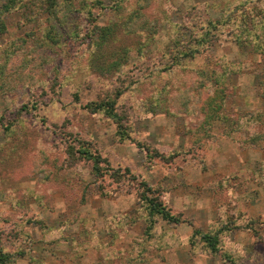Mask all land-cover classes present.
Here are the masks:
<instances>
[{
  "label": "rangeland",
  "instance_id": "374dc122",
  "mask_svg": "<svg viewBox=\"0 0 264 264\" xmlns=\"http://www.w3.org/2000/svg\"><path fill=\"white\" fill-rule=\"evenodd\" d=\"M82 3L85 14L61 25L62 41L36 42L27 60L8 45L31 31L28 17L9 18L0 33L10 52L0 57V229L13 264H264V56L231 38L233 23L195 57L176 56L209 21L264 0ZM137 12L152 39L121 26ZM106 26L117 31L100 48L92 33ZM114 47L128 48V66L107 71ZM223 71V115L244 129L201 127L195 102L214 86L204 76ZM115 98L130 136L105 108L93 111ZM83 146L103 158L100 174ZM143 183L178 221L159 218L148 230ZM209 230L224 231L217 252L196 233Z\"/></svg>",
  "mask_w": 264,
  "mask_h": 264
},
{
  "label": "trees",
  "instance_id": "16d2710c",
  "mask_svg": "<svg viewBox=\"0 0 264 264\" xmlns=\"http://www.w3.org/2000/svg\"><path fill=\"white\" fill-rule=\"evenodd\" d=\"M82 2L83 0H0V33L7 31L9 18L17 15L23 19L28 17L33 24L31 31L15 37L8 45L13 47V51H16L15 48H18L27 60V57H29L33 50L37 51L35 48L36 42H41L40 45L46 46L47 49H49L62 41L64 32L61 31V25H67V21L76 19L78 14H85V5ZM245 5L241 7L236 6L235 8L230 9L229 12L224 13L219 20L209 21L206 28H203L205 29L203 34L196 38V43H194L191 47L187 46L186 49L177 50L176 56L183 57V59L195 57L198 53L203 52L202 50L207 49L210 45H212L211 34L214 29H218L220 28L219 26L230 23H233L231 38H233L238 45L253 47L255 48L254 51L264 56V8L256 9L253 6L246 7ZM42 14L47 16L39 23L40 16ZM88 16H91L90 11ZM147 21L148 18L143 16L141 12H137L136 16L129 15L128 19H126L121 26L129 29V32L145 34L148 38L152 39L149 32L145 30V28L149 27ZM25 23L30 22L26 20ZM34 24L42 26L40 29V36H38V33L34 32L33 29L36 26ZM96 29L93 31L92 35L95 36V38H98L97 43L100 48L109 44L117 31L115 26H106ZM8 46L4 48L0 44V57L4 56V53H7V56L10 54V52H6ZM103 57L108 61L106 62V66H103V68H106L107 71H116L128 66L129 52L126 47H114L111 48L110 51L106 49ZM224 66L227 67L226 70L229 69L228 65L225 64ZM226 76V72L224 71L210 72L207 76H204L203 86L207 83H212L214 86L206 96H200L199 102H195L197 106L199 105V112H202V107L205 110L201 120V127H203V123L212 127L214 123L224 121L230 123H228L229 127L234 125L231 128L232 131L244 129V126H241L238 122H235L234 120L228 121L226 114L223 115L224 112H226L224 102L225 95L227 94L225 86L227 80ZM115 103H117L116 98L114 101L111 99L104 100L99 104L94 105L93 111L96 112L100 108H105L112 119L118 123L120 128L119 132L122 136H130V133L132 132L130 129L131 127L129 124L126 126L124 125L122 115L115 110ZM188 112L190 111L186 108L184 113L186 114ZM256 120H262L264 123V112H260V114L257 115ZM78 151L81 157L93 161L94 168L98 174L102 172L103 168L100 166V163L103 161V158L100 155L94 154L85 146L81 147ZM142 185L145 186H143V189L140 191V196L143 205L142 208L145 209L149 215L147 220L149 223L148 230L150 232L153 230L159 218L169 222L178 221L179 217L173 214L163 202L160 192L150 185L144 183ZM246 227L253 229L252 224H248ZM223 232L224 231L222 230H209L207 232L197 231L196 233L200 235L201 239L210 248V250L217 252L220 249V236L223 235ZM2 235L3 232L0 229V264H13L15 262L16 255L13 252L8 251L3 245ZM21 254H23V252H21Z\"/></svg>",
  "mask_w": 264,
  "mask_h": 264
}]
</instances>
